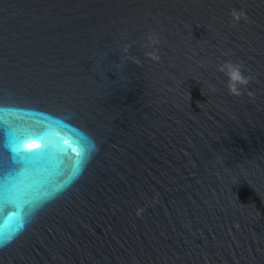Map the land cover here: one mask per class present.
Segmentation results:
<instances>
[{"label":"water","instance_id":"water-1","mask_svg":"<svg viewBox=\"0 0 264 264\" xmlns=\"http://www.w3.org/2000/svg\"><path fill=\"white\" fill-rule=\"evenodd\" d=\"M0 243V264H264V0H0Z\"/></svg>","mask_w":264,"mask_h":264},{"label":"clouds","instance_id":"clouds-1","mask_svg":"<svg viewBox=\"0 0 264 264\" xmlns=\"http://www.w3.org/2000/svg\"><path fill=\"white\" fill-rule=\"evenodd\" d=\"M231 15L236 21H239L242 17H245L244 12L237 11V10H233L231 12ZM149 39L152 41V43H158V40L152 37H149ZM149 55L153 60H159V56L156 55L155 53H150ZM218 70L224 72L229 77L228 87H229L231 94L233 95H237V96L241 95L239 86L240 85L246 86L250 82V77L244 76L242 72V65L227 62L226 64L221 65ZM143 211H144L143 209H139L137 214L138 215L142 214ZM2 246L3 244L0 243V247Z\"/></svg>","mask_w":264,"mask_h":264}]
</instances>
